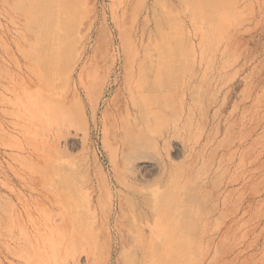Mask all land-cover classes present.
Wrapping results in <instances>:
<instances>
[{
	"label": "rangeland",
	"instance_id": "1",
	"mask_svg": "<svg viewBox=\"0 0 264 264\" xmlns=\"http://www.w3.org/2000/svg\"><path fill=\"white\" fill-rule=\"evenodd\" d=\"M245 76L264 0H0V264H264Z\"/></svg>",
	"mask_w": 264,
	"mask_h": 264
},
{
	"label": "bare ground",
	"instance_id": "2",
	"mask_svg": "<svg viewBox=\"0 0 264 264\" xmlns=\"http://www.w3.org/2000/svg\"><path fill=\"white\" fill-rule=\"evenodd\" d=\"M145 3H147V2H145ZM66 5H67V4H66ZM68 6H69V5H68ZM65 7H66V6H65ZM149 7H150V6H149ZM149 7H148V9H149ZM143 11H144V10H143ZM51 12H52V11H51ZM147 12H148V11H147ZM154 12H155V11H154ZM55 16H56V15H55ZM61 17H62V16H61ZM140 19H141V18H140ZM147 19H148V18H147ZM54 20H55V19H54ZM196 20H198V19H196ZM192 22H193V21H192ZM54 25H55V24H54ZM93 26H94V25H93ZM93 26H92V27H93ZM44 48H45V47H44ZM86 49H87V45H86V43H85L84 46H83L82 52H81L83 55L87 52ZM64 50H65V49H64ZM44 51H45V50H44ZM60 52H61V51H60ZM43 54H44V53H43ZM62 55H63V53H62ZM49 58H50V57H49ZM81 58H82V57H81ZM81 58H80L79 60H81ZM50 59H51V58H50ZM46 60H47V59H46ZM52 60H53V59H52ZM251 62H253V61H251ZM60 64H61V63H60ZM244 64H245V63H244ZM249 64H250V63H249ZM62 65H64V63H62ZM253 65H254V64H253ZM247 67H248V66H247ZM250 67H251V66H250ZM52 68H53V67H52ZM60 68L63 69L64 67L61 66ZM248 68H249V67H248ZM248 68H247V69H248ZM251 68H252V67H251ZM251 68H250V69H251ZM253 68H255V67L253 66ZM44 69H45V68H44ZM47 69H49V67H48ZM47 69H46V70H47ZM50 69H51V68H50ZM54 69H57V68L54 67ZM62 69H61V70H62ZM141 69H142V65H141V67H140L138 73H136L135 76H134V77L136 78V80L139 81V82L143 80V75H142ZM221 69L223 70V69H225V67H223V68H221ZM255 69H257V68H255ZM241 70H242V71L245 70V72H247V71H246V65L243 66ZM252 70H253V69H252ZM77 71H78V70H77ZM249 71H250V70H249ZM253 71H254V70H253ZM47 72H48V71H47ZM136 72H137V71H136ZM255 72H256V71H255ZM51 73H52V72H51ZM60 73H61V72H60ZM251 73H252V72H251ZM56 74H57V73H56ZM249 74H250V73H249ZM252 74H253V73H252ZM72 75H73V74H72ZM250 75H251V74H250ZM251 76H253V75H251ZM72 77H73V76H72ZM246 78H247V76H245V78H244L245 80H242V81H243V84H244V88H245V89H244V92H245L244 95H246V97L248 98V100L251 99V101H253L252 104H253L254 107H255L256 104H257L256 106H258V102H261V100L259 101V99H260L261 97H263V96H261V97L258 96V95H259L258 93H257V94H258L257 96H254L253 92L256 93V91H255V89L257 90V87H256V86H254V87H253L252 89H250L249 91L246 90V89H249V88H250V86H248V82H247ZM56 79H57V78H56ZM72 79H73V78H72ZM71 82H72V81H71ZM251 83H252V82H250V84H251ZM263 84H264V83H263ZM55 85H56V83H55ZM252 85H253V84H252ZM247 86H248L249 88H247ZM263 87H264V85H263ZM263 87H262V88H263ZM229 88L231 89L232 87H229ZM263 90H264V89H263ZM263 90H262V92H264ZM257 91H258V90H257ZM190 92H191V91H190ZM230 92H231V90H230ZM68 94H69V93H68ZM186 94H187V93H186ZM228 94H230V97H231V94H232V93H229V92H228L227 95H226V93H225L226 97L228 96ZM225 95H224V97H225ZM261 95H262V93H261ZM263 95H264V93H263ZM185 96H186V95H185ZM187 96H188V95H187ZM242 96H243V94H242ZM227 98H228V97H227ZM261 99H262V98H261ZM263 99H264V98H263ZM263 99H262V100H263ZM193 100H194V99H193ZM243 100H244V99H243ZM243 100H242V101H243ZM242 101H241V102H242ZM263 101H264V100H263ZM225 102H226V101H225ZM243 103H244V101H243ZM246 103H247V102H246ZM248 103H249V101H248ZM63 104H64V102H63ZM130 104H131V103H130ZM224 104H225V103H224ZM262 104H263V103H262ZM243 105H244V104H243ZM250 105H251V103L249 104V106H250ZM244 106H245V105H244ZM259 106H260V105H259ZM259 106H258V107H259ZM262 106H263V105H262ZM226 108H227V107H226ZM250 108H251V107H250ZM255 109H257V107L254 108V111H257V112L259 111V110H255ZM229 110H230V108H229ZM242 110H243V109H242ZM251 110H252V109H251ZM230 111H231V110H230ZM262 111H263V110H262ZM241 112L243 113V117H241V118H243V119H241V120H242L241 123H243V122L245 123V122L248 121L249 124H250V126L253 125V126L250 128V130H249L248 132H246V134H245V136H244V140H243V141L245 142V141L251 139L252 136L256 133V128L258 127L259 123H258V117H257V115H256V114H252L253 111L251 112L250 110H246V109H245L244 112H243V111H241ZM258 113H259V112H258ZM263 113H264V112H263ZM225 114L227 115L228 113L226 112ZM231 114H232V113H229V115H230V116H229V119H230V117L232 116ZM226 115H225V116H226ZM241 116H242V114H241ZM227 118H228V117H227ZM229 119H228V120H229ZM224 122H226V121H224ZM248 122H247V123H248ZM228 123H230V121H229V122L227 121V125H228ZM225 124H226V123H225ZM256 124H257V125H256ZM241 125H242V124H241ZM229 127H231V126H229ZM244 127H245V126H244ZM246 127H247V126H246ZM230 130H231V128L229 129V132H231ZM226 131H227V130H226ZM242 132H243V130H242ZM228 135H229V134H228ZM253 138H254V137H253ZM241 140H242V138H241ZM244 142H242V143L240 142L242 146H244V145H243ZM247 142H248V141H247ZM249 142H250V141H249ZM255 143H256V142H255ZM241 145H240V146H241ZM253 145H254V144H253ZM238 147H239V146H238ZM254 148H255V147H254ZM254 148H253V149H254ZM238 149H239V148H238ZM248 149H249V148H248ZM250 149H251V146H250ZM251 151H252V150H251ZM242 154H243V153H242ZM252 154H253V153H252ZM192 159H193V158H192ZM251 163H252V162H251ZM66 168H67V167H66ZM63 183H64V182H63ZM234 189H235V188H234ZM43 196H44V195H43ZM179 198H180V197H179ZM55 199H56V198H55ZM196 199H197V200H195V201H198V198H196ZM191 200H192V199H191ZM199 200H200V199H199ZM188 202H189V201H188ZM192 202H193V201H192ZM189 203H190V202H189ZM160 207H161V206H160ZM160 207H159V208H160ZM159 208H158V209H159ZM170 209L174 210L175 207L172 206V207H170ZM170 209L167 207V209L163 212V216H168L169 214H171V213H170ZM199 212H200V211H199ZM182 213H183V211H182ZM208 213H209V212H208ZM202 214H203V213H202ZM206 214H207V213H206ZM212 214H213V213H212ZM204 217H205V216H204ZM207 217H208V216H207ZM188 218H189V216H188ZM205 218H206V217H205ZM205 218H204V219H205ZM185 219H187V218H185ZM187 220H188V219H187ZM189 220H190V219H189ZM192 221H193V220H192ZM167 222H168V221H167ZM188 222H189V221H188ZM192 224H193V222H192ZM185 225H186V224H185ZM189 225H190V223H189ZM180 226H181V225H180ZM192 226H193V225H192ZM182 227H183V226H181L180 228H182ZM188 227H189V226H188ZM184 228H185V227H184ZM195 228H196V227H195ZM193 229H194V228H193ZM196 229H197V228H196ZM184 230H185V229H184ZM186 230H187V229H186ZM199 230H200V229H199ZM181 231H182V230H181ZM186 232H187V231H186ZM191 233H192V232H191ZM190 240H191V239H190ZM193 248H194V247H193ZM217 248H218V247H217ZM219 248H220V247H219ZM29 249H30V248H29ZM29 253H30V252H29Z\"/></svg>",
	"mask_w": 264,
	"mask_h": 264
}]
</instances>
